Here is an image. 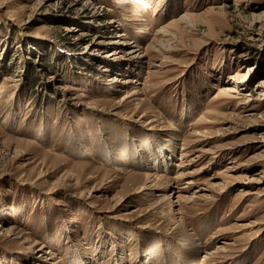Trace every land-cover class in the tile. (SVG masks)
<instances>
[{
  "label": "rangeland",
  "instance_id": "rangeland-1",
  "mask_svg": "<svg viewBox=\"0 0 264 264\" xmlns=\"http://www.w3.org/2000/svg\"><path fill=\"white\" fill-rule=\"evenodd\" d=\"M263 82L264 0H0V264H264Z\"/></svg>",
  "mask_w": 264,
  "mask_h": 264
},
{
  "label": "bare ground",
  "instance_id": "bare-ground-1",
  "mask_svg": "<svg viewBox=\"0 0 264 264\" xmlns=\"http://www.w3.org/2000/svg\"><path fill=\"white\" fill-rule=\"evenodd\" d=\"M134 2H138V0H134ZM183 21H188L189 23H191V18L189 17V16H186L184 19H183ZM168 32L169 31H167V30H163L162 31V33L160 34L161 36H162V39L160 40V44H159V46H158V48L160 49V51H162V50H164L165 48H164V45H165V41L163 40L164 38H167L168 37ZM145 33H147V32H145ZM159 35V36H160ZM118 37H121L122 38V36H118ZM120 38V39H121ZM124 40V39H123ZM116 42H118V41H116ZM103 42H101V44H102ZM119 43H122V44H124V42L121 40V41H119ZM100 44V43H99ZM129 45V44H128ZM136 47H138V46H135V47H131V50H135V51H130L132 54H135L136 55V53L137 52H139L140 50H141V48H136ZM121 48H119V49H117V50H114L113 52H111V53H109V56H112V57H115V55H120L121 54V52L122 51H120V52H118L119 50H120ZM138 54H140V53H138ZM136 58V57H135ZM137 59H141V57L140 56H138L137 57ZM249 70H251V69H249ZM248 70V71H249ZM106 71V70H105ZM118 83V82H117ZM120 83H123L124 85H128V84H131L132 82L131 81H125V82H120ZM264 83V82H263ZM262 83V85H260V87H261V89H259V90H261V92H263V96H264V84ZM139 95V91H135L134 93H132L130 96H128L127 98H130V97H132V96H138ZM127 99L126 98H124L123 99V101H126ZM161 123H163V122H161ZM175 129V128H174ZM154 130V129H153ZM163 131V130H162ZM164 131H166V130H164ZM194 162V161H193ZM148 177V179L146 180V182H147V184H146V186H144V187H142L141 188V190H140V192L141 193H143V192H145V191H152V190H160L161 188H160V185H159V181L160 180H162V179H160V178H157V177H152V176H147ZM188 177V174H186V173H184V172H182V173H180L179 175H178V177L176 178V179H179L180 181H182V180H185L186 178ZM191 182H189V184H190ZM169 187V186H168ZM172 190V192H171V195H176V194H178V196H177V198H178V203H180V204H189V203H191V201H192V198L191 197H188V196H184V195H182L183 193H181L183 190H179L178 188H175V187H170ZM170 188H168V189H170ZM167 189V190H168ZM160 192V191H159ZM168 193V192H167ZM170 197H169V195L167 194V195H165L164 197H162L161 198V200L164 202V201H168V199H169ZM172 203V202H171ZM180 204H179V206H180ZM172 205V207H174V204L172 203L171 204ZM178 205V204H177ZM180 211V210H179ZM177 214H179V217L178 218H176V220H175V222H174V229L173 230H177V229H180L181 231H183L184 233H187V229H186V224H185V222H184V218H183V216H182V213L181 212H177ZM173 224V223H172ZM174 231V232H175ZM188 234V233H187ZM170 236V235H169ZM194 243H197V242H195L194 241ZM225 245H227V244H225ZM193 246V245H192ZM199 244L197 243V244H194V247L195 248H199ZM197 248V249H198ZM202 248V247H201ZM42 249V248H41ZM41 249H39V250H41ZM226 250V247L224 246V244H223V246L222 245H217V248H216V250H215V253H212V252H209V251H206V254H204V261L203 262H206V260L207 259H210V256L211 255H213V254H218L219 255V253H222V252H224ZM214 252V251H213Z\"/></svg>",
  "mask_w": 264,
  "mask_h": 264
}]
</instances>
